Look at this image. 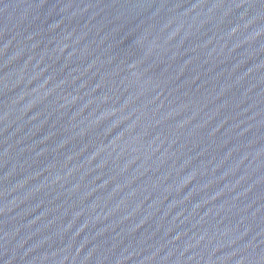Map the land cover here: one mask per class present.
I'll return each mask as SVG.
<instances>
[{"label":"water","instance_id":"obj_1","mask_svg":"<svg viewBox=\"0 0 264 264\" xmlns=\"http://www.w3.org/2000/svg\"><path fill=\"white\" fill-rule=\"evenodd\" d=\"M0 264H264V0H0Z\"/></svg>","mask_w":264,"mask_h":264}]
</instances>
